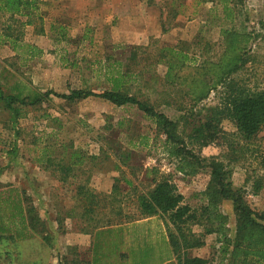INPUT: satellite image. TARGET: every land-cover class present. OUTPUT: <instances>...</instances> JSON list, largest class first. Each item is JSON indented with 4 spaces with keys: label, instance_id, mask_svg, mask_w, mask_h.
I'll return each instance as SVG.
<instances>
[{
    "label": "rangeland",
    "instance_id": "374dc122",
    "mask_svg": "<svg viewBox=\"0 0 264 264\" xmlns=\"http://www.w3.org/2000/svg\"><path fill=\"white\" fill-rule=\"evenodd\" d=\"M42 1L44 34L35 33L31 25L24 26L21 41L41 48L39 56L14 59L15 51L0 42V83L5 92L21 95L35 90L67 93L83 86L101 91L108 83L101 66L106 54L120 57L121 53L124 58L131 46L138 45L141 47L139 55L146 58L136 69L152 63L151 72L144 77L147 87L141 88L139 97L155 103L157 110L170 119L185 112L177 110L179 101L168 100L160 92L161 82L152 75L162 77L166 66L154 62V55L158 47L182 42L190 43L192 48L191 44L199 36L215 43L220 23L219 5L206 3L192 13L187 3L180 8L182 12L171 17L168 9L162 7L163 0H155L150 5L145 0ZM239 7L246 19L236 25L245 27L250 38L245 48L249 60L236 77L249 86L264 88V39L258 36L264 32L260 31L258 22L264 20V0H241ZM59 25L65 27L68 38L56 41L54 34ZM86 30L91 40L81 39ZM12 62L15 69L9 66ZM213 98L211 92L203 102L212 103ZM164 101L169 103L163 104ZM23 112L16 123H11L0 104V186L33 187L42 205L52 203L58 208L70 195L74 202L78 200L76 197L80 195L69 192L74 184L71 181L78 179L74 171L82 169L86 191L95 197L94 203L88 201L90 227L92 219L109 223L137 217V195L150 189L153 181L161 176L171 180L191 207L198 208L204 202L201 193L209 180L208 168H198L192 174L178 171V158L173 155L170 143L156 131L154 121L133 106H115L98 97L68 103L51 94L38 107L26 106ZM221 127L230 140H237L235 128L229 121H223ZM185 141L199 160L217 157L227 162L228 147L222 139L203 147ZM251 145L252 149L264 150V128ZM45 146L49 147L48 154L53 161L63 158L65 163L72 162L70 170H62L52 162L47 165L37 162L36 157ZM78 159H81L79 164ZM253 169L251 156L235 164L231 175L233 187L244 186L249 190L246 176L253 174ZM96 183L101 190L94 192ZM82 196L85 201V195ZM247 200L252 207L264 210V188L255 195L248 192ZM48 207L42 211L44 219L41 222L42 236L46 239L55 224L65 225H60L59 210L53 213ZM220 208L227 216L228 234L233 236L235 219L231 203L223 201ZM50 214H54L52 222ZM192 229L201 230L197 225ZM214 245L217 247L215 235L210 234L205 237L203 247L193 248L189 253H202L209 259L207 264H218L221 257Z\"/></svg>",
    "mask_w": 264,
    "mask_h": 264
},
{
    "label": "trees",
    "instance_id": "16d2710c",
    "mask_svg": "<svg viewBox=\"0 0 264 264\" xmlns=\"http://www.w3.org/2000/svg\"><path fill=\"white\" fill-rule=\"evenodd\" d=\"M163 1L162 7L168 9L171 17L182 12L180 8L187 3L191 5L192 13L198 6L206 3L220 6L218 39L215 43L199 36L191 44L192 48L190 43L182 42L156 49L154 62L163 63L166 72L162 77H152L161 82L160 92L168 100L170 98L175 103L179 101L177 110L185 111L176 119H170L157 110L155 103L139 97L141 88L147 87L144 77L147 72H151L152 63L136 69L146 58L139 55L141 47L138 45L131 46L124 58H121V53L120 57L112 53L106 54L101 66L108 83L101 91L83 86L67 93L35 90L21 95L17 92H5L0 83V104L7 111L11 123H16L17 118L24 114L26 106L38 107L51 94L68 103L98 97L115 106L137 108L154 121L156 131L163 134L165 141L170 143L173 155L178 158V171L192 174L196 169L206 166L209 180L201 193L204 202L198 208H193L184 202V196L177 191L171 180L161 176L153 181L150 189L137 195L138 216L130 219L159 216L166 227L178 264L209 263L208 258L193 256L189 252L193 248L204 246L205 237L210 234L215 235L217 247L214 246L221 257L218 264H264V210L252 207L247 200L248 192L255 195L264 188V150L251 148L259 131L264 128V88L249 86L236 77L249 60L245 48L250 34L245 27L239 28L236 25V22L242 24L246 19L239 7L241 0ZM43 2L0 0V42L15 51L14 59H31L42 53L41 48L21 41L24 26L31 25L35 33L44 34V13L40 9ZM154 2L155 0H145L148 5ZM258 22L260 31H264V20ZM55 30L56 41L68 38L65 27L59 25ZM87 34V30L84 31L81 39L91 40ZM258 36L264 39V32ZM9 66L15 69L14 62ZM211 92L214 94L213 102L204 103ZM185 100L187 104L184 105ZM168 103L169 101L163 102ZM223 121H229L235 128L236 141L230 140L222 129ZM185 139L198 147L222 139L228 147L225 154L227 162L217 157H211L207 161L199 160L187 147ZM48 148L43 147L36 161L46 165L52 162L62 170H70L72 162L65 163L63 158L53 161ZM248 156L254 162L253 174L246 176V181L250 182L249 190L244 186L234 188L231 182L232 167L247 160ZM88 193L87 200L94 203L95 197ZM223 201L231 203L235 219L233 236L228 234L227 216L221 212L220 204ZM194 225L201 230L195 232L192 229Z\"/></svg>",
    "mask_w": 264,
    "mask_h": 264
},
{
    "label": "crops",
    "instance_id": "0c3cea01",
    "mask_svg": "<svg viewBox=\"0 0 264 264\" xmlns=\"http://www.w3.org/2000/svg\"><path fill=\"white\" fill-rule=\"evenodd\" d=\"M83 173L75 170L78 179L71 181L76 184L69 194L80 195L78 200L70 195L58 208L42 205L33 187L0 186V264H178L157 215L109 223L92 219L90 227ZM94 186V192L101 190L97 183ZM46 206L53 213L59 210L60 225L65 224L51 227L49 239L41 232ZM193 256L205 258L202 253Z\"/></svg>",
    "mask_w": 264,
    "mask_h": 264
}]
</instances>
